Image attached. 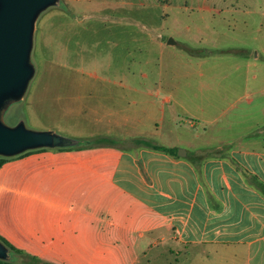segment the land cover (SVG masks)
I'll use <instances>...</instances> for the list:
<instances>
[{"label": "crops", "instance_id": "0c3cea01", "mask_svg": "<svg viewBox=\"0 0 264 264\" xmlns=\"http://www.w3.org/2000/svg\"><path fill=\"white\" fill-rule=\"evenodd\" d=\"M230 110L164 126L159 109L155 140L29 155L0 187L5 240L38 264H264V124L245 120L264 108Z\"/></svg>", "mask_w": 264, "mask_h": 264}, {"label": "rangeland", "instance_id": "374dc122", "mask_svg": "<svg viewBox=\"0 0 264 264\" xmlns=\"http://www.w3.org/2000/svg\"><path fill=\"white\" fill-rule=\"evenodd\" d=\"M31 60L35 76L6 115L9 126L22 120L75 140H155L159 109L164 126L169 113L187 124L199 111L205 118L226 111L224 123L234 106L264 108V0H63L37 20ZM245 120L264 124V110ZM64 152L6 159L0 187L21 186L29 155ZM8 232L2 220L0 236Z\"/></svg>", "mask_w": 264, "mask_h": 264}, {"label": "water", "instance_id": "95a60500", "mask_svg": "<svg viewBox=\"0 0 264 264\" xmlns=\"http://www.w3.org/2000/svg\"><path fill=\"white\" fill-rule=\"evenodd\" d=\"M61 0H0V158L10 159L30 151L72 147L76 140L54 131H35L22 120L9 126L5 117L13 105L26 96L35 76L31 55L36 23ZM168 45L175 42L169 39ZM11 253L0 242V261L8 262Z\"/></svg>", "mask_w": 264, "mask_h": 264}, {"label": "trees", "instance_id": "16d2710c", "mask_svg": "<svg viewBox=\"0 0 264 264\" xmlns=\"http://www.w3.org/2000/svg\"><path fill=\"white\" fill-rule=\"evenodd\" d=\"M63 1V0H61ZM104 141L103 139L99 138V139H95L94 141H89V140H76L75 142V145L72 146V147H68V148H64V149H56L58 151H71V150H76V149H80V148H88L89 147H92V144L93 143H100ZM138 143H140L141 145H144L148 148H151L153 150H157V151H162V152H166V153H174L175 151L174 150H171V149H166L164 147H159V146H155L147 141H139ZM41 150H44V149H41ZM37 151V150H36ZM33 151H30V152H27V153H24L18 157H21V156H25L27 154H30L32 153ZM6 161V159L4 158H0V167L2 165V163ZM0 242L5 246L7 247V249L10 251V253H15L17 255H20V256H25V254L19 250V249H16L15 247H13L10 243H8L3 237L0 236ZM33 260H35V264H38V261L37 259L33 258ZM0 264H11L10 261L8 262H4V261H0Z\"/></svg>", "mask_w": 264, "mask_h": 264}]
</instances>
